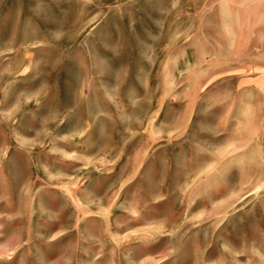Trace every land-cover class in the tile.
Segmentation results:
<instances>
[{
	"label": "rangeland",
	"instance_id": "1",
	"mask_svg": "<svg viewBox=\"0 0 264 264\" xmlns=\"http://www.w3.org/2000/svg\"><path fill=\"white\" fill-rule=\"evenodd\" d=\"M232 69L264 0H0V264H264Z\"/></svg>",
	"mask_w": 264,
	"mask_h": 264
},
{
	"label": "crops",
	"instance_id": "2",
	"mask_svg": "<svg viewBox=\"0 0 264 264\" xmlns=\"http://www.w3.org/2000/svg\"><path fill=\"white\" fill-rule=\"evenodd\" d=\"M241 60H243L241 58ZM239 68H242L240 66ZM237 69H232L227 71V90L230 91V95H227V101H235L236 104L238 101H251V105L260 109V112L264 111V71L260 69L258 71L255 69L254 72L259 73L260 75L248 76L247 73H236ZM249 73V72H248ZM247 105V104H246ZM256 114L255 121L257 126L261 129L258 130L257 134L260 138L256 141L257 144L264 150V114ZM248 121V119L246 120ZM253 210L257 212H262L264 214V195H262L261 200H256V204L253 206Z\"/></svg>",
	"mask_w": 264,
	"mask_h": 264
}]
</instances>
